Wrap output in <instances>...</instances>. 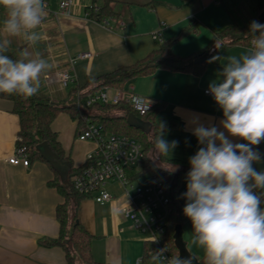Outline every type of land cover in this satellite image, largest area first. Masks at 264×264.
<instances>
[{
	"label": "crops",
	"instance_id": "0c3cea01",
	"mask_svg": "<svg viewBox=\"0 0 264 264\" xmlns=\"http://www.w3.org/2000/svg\"><path fill=\"white\" fill-rule=\"evenodd\" d=\"M62 1L45 0L46 16L36 29L40 39L35 50L51 65L47 75L67 70L74 78V82L65 87L58 78L48 81L47 76L42 77L36 95L55 104L68 103L71 91L86 86L90 77H100L144 59L189 26L194 30L175 43L173 52L180 57L195 55L196 60L208 48L215 33L235 24L230 11L238 10L245 21L256 16L257 6V0H73L71 8L63 10ZM107 1L116 15L102 22L95 21L91 10L103 7ZM4 18L6 12L0 7V39L7 35L2 31ZM155 33H159V39H154ZM10 39L9 51L18 58L25 43L19 37ZM247 48L236 45L221 49L215 56L239 54ZM88 53L92 55L90 58H78ZM211 58L208 56L204 62L197 63L202 65L201 74L159 69L151 75L130 80L124 90L154 101L159 110L151 120V131L165 122L168 127L165 139L178 141V146L161 161L167 166L166 170L182 173L175 201L182 213L186 249L197 258L193 259L196 264H205V260L202 249L192 243V225L183 214L185 200L181 194L186 191L188 171L180 163L169 160L183 161L190 168L189 157L200 147L192 135L193 120L220 128L222 111L206 91L222 65L219 61L209 63ZM117 91L107 89L111 96ZM84 92L82 89L76 94V102L87 96H81ZM96 110L92 114L99 112ZM121 114V110L112 112V115ZM52 130L63 149L61 163L32 159L29 167L11 164L9 159L17 146L20 119L13 110V103L0 98V264H67L63 246L41 244L44 239L60 237L57 208L65 200L53 183H68L71 169L84 166L96 145L77 138V122L67 113L56 118ZM231 139L244 142L239 138ZM175 166L178 168L173 170ZM254 167L264 170V162ZM141 169L142 165L129 171L130 178L152 175L136 176ZM107 190L114 200L101 204L85 198L77 210L78 223L92 236L93 258L99 264H142L148 247L153 245L151 235L136 229L132 221L124 217L122 209L129 205L125 187L111 182ZM76 264L82 262L77 258Z\"/></svg>",
	"mask_w": 264,
	"mask_h": 264
},
{
	"label": "clouds",
	"instance_id": "9594fccd",
	"mask_svg": "<svg viewBox=\"0 0 264 264\" xmlns=\"http://www.w3.org/2000/svg\"><path fill=\"white\" fill-rule=\"evenodd\" d=\"M0 7L6 12L2 31L7 34L0 39V93L30 98L39 92L42 77L51 68L35 50L40 39L36 29L44 21L47 5L45 0H0ZM249 33L245 51L208 61L222 65L207 88L222 111L220 128L192 121V135L200 147L189 157L186 191L181 196L183 214L192 225V243L202 249L205 264H264V170L254 167L264 162L254 148L264 142V23L253 20ZM11 37L25 43L16 59L7 54ZM221 47L215 44L216 49ZM132 103L137 110L148 111L152 102L133 96ZM166 127L160 122L152 138V151L163 157L178 146V141L165 139ZM165 251H154L152 260L193 264L197 259H182L179 254L165 257Z\"/></svg>",
	"mask_w": 264,
	"mask_h": 264
},
{
	"label": "trees",
	"instance_id": "16d2710c",
	"mask_svg": "<svg viewBox=\"0 0 264 264\" xmlns=\"http://www.w3.org/2000/svg\"><path fill=\"white\" fill-rule=\"evenodd\" d=\"M263 10L264 0H257V6L255 8L256 16L251 20L248 19L245 21L238 15V10L234 9L230 11L232 16H234L235 24L219 33H215L208 48L200 55L208 52V56L214 57L221 49H226L236 45L249 46L251 40L249 25L253 20L259 21V16ZM90 15L95 21L102 22L104 18L113 17L116 13L111 9L110 2L107 1L101 8H93ZM193 30V26L185 28L178 37L163 43L158 50L151 52L147 57L139 60L131 66L119 68L112 73H108L100 77H90L86 86L83 88H76L71 91L72 98L68 103L55 104L37 95L30 98H24L23 96L16 94L9 95L6 93H0L1 99H6L13 103V110L19 116V138L22 140L19 143V146L27 147L30 162L32 159H42L48 161L43 156L42 150L37 148L42 142H46L60 159L64 158L63 149L61 144L58 142L57 134L52 130L53 122L61 113H67L74 120L80 118L82 115H90L92 121L101 124L106 133L126 135L140 142L144 146V159L141 164L142 169L136 173V176L148 173L160 176L165 181L166 191L171 199L173 213L168 226L167 240L173 255L179 254V251L175 246L174 235L176 225L182 223V213L180 208L177 206L175 197L182 173L176 174L173 171L166 170L151 156L153 147L152 138L156 134L158 127H154L151 134H149L141 129L132 127L128 123V117L130 114L136 115L144 122L151 123V120L158 112L159 107L154 106L150 112L142 116L135 112L130 105L123 102L118 105H97L92 109H98L99 112L92 114L91 109L89 111L86 109H78L76 94L79 91H82V89H85V92L82 93L81 96L105 91L109 88L124 91L130 80L137 77L151 75L159 69L201 74L203 72V68L201 64L195 63V55L180 57L173 52V46L175 43ZM216 43H220L222 47L220 49H216ZM7 54L11 58L16 59L14 53L8 51ZM120 110L122 111L121 115H112L113 111L116 112ZM167 129L168 127H166V130ZM254 148H256L262 154V157H264L263 142L259 146H254ZM159 157L160 159H163V156ZM169 161L180 163L186 171H189L190 169L183 161ZM86 166L87 163H85V165L81 168H72L68 183H53L65 200V202L60 204L57 208V217L61 226L60 237L55 240L44 239L41 241V244L44 246H63L67 252V264H76L77 258L82 262V264H99L94 260L92 255V236L77 221V210L79 204L83 199L87 198V196L77 192L71 182L72 175L84 169ZM185 170L184 172H186ZM153 254L154 247L152 245L151 247H148L142 264H156V262L152 260Z\"/></svg>",
	"mask_w": 264,
	"mask_h": 264
},
{
	"label": "built area",
	"instance_id": "2783aa9c",
	"mask_svg": "<svg viewBox=\"0 0 264 264\" xmlns=\"http://www.w3.org/2000/svg\"><path fill=\"white\" fill-rule=\"evenodd\" d=\"M72 5L73 0H63L60 7L69 10ZM153 37L159 39V33H155ZM91 56L88 53L79 55L78 58L88 59ZM46 78L48 81L58 78L65 87L74 82L73 75L67 70L57 72L53 76L47 75ZM133 96L140 95L119 90L111 96L105 90L80 97L76 103L79 110L89 111L97 105H118L124 102L142 116L154 108L155 103L151 100L148 111L137 110L132 103ZM76 122L77 138L81 141L94 142L96 148L87 156V166L72 175L74 189L87 198L103 204L114 200L113 194L107 190V185L111 182L122 184L129 200V205L122 209L124 217L130 219L136 229L151 235L154 251L166 249L164 256H173L167 240L173 207L164 179L155 174L135 180L129 176V171L142 164L144 146L129 136L106 133L101 124L92 121L90 115H82ZM21 141V138H18L15 152L9 162L29 167V152L26 146H19Z\"/></svg>",
	"mask_w": 264,
	"mask_h": 264
},
{
	"label": "water",
	"instance_id": "95a60500",
	"mask_svg": "<svg viewBox=\"0 0 264 264\" xmlns=\"http://www.w3.org/2000/svg\"><path fill=\"white\" fill-rule=\"evenodd\" d=\"M259 21L262 22V23H264V10L260 14V16H259ZM208 54L209 53L207 52V53L203 54L202 56L198 57L195 60V62L196 63H202V62H204L207 59ZM128 123L132 127H135L137 129H141L142 131H144L146 133H149L150 132L146 128V123H148V122L142 121L140 118L136 117L134 114H130L129 115V117H128ZM263 145H264V142H263ZM37 148L42 150L43 156L49 162L61 163L59 157L52 151V149L49 147V145L46 142H42L40 145H38ZM174 238H175V246H176V248L179 251V256L182 259L183 258H188L189 256H191L189 254L188 250L186 249V245H185L184 238H183V229H182V225L181 224L176 225ZM193 264H196L194 262V260H193Z\"/></svg>",
	"mask_w": 264,
	"mask_h": 264
},
{
	"label": "rangeland",
	"instance_id": "374dc122",
	"mask_svg": "<svg viewBox=\"0 0 264 264\" xmlns=\"http://www.w3.org/2000/svg\"><path fill=\"white\" fill-rule=\"evenodd\" d=\"M249 20H251V19H249ZM91 111H93V112H97L96 109H91ZM146 128H147L148 131H151L152 125H151L150 123H146ZM151 156L154 158V160H155L158 164H160L161 166L167 168V166H165V163H163V162L161 161L160 157H159L158 155H156L154 151L151 152ZM73 253H74V250H73ZM74 254H75V253H74Z\"/></svg>",
	"mask_w": 264,
	"mask_h": 264
}]
</instances>
